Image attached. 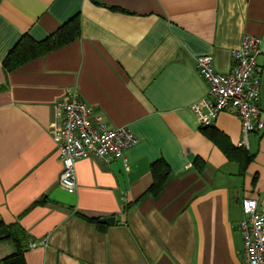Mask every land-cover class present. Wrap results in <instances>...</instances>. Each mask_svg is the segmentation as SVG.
I'll return each mask as SVG.
<instances>
[{
  "label": "crops",
  "instance_id": "0c3cea01",
  "mask_svg": "<svg viewBox=\"0 0 264 264\" xmlns=\"http://www.w3.org/2000/svg\"><path fill=\"white\" fill-rule=\"evenodd\" d=\"M75 15L78 37L4 70L24 33L42 40ZM244 33L264 51V0H0V220L25 230L26 264H245L240 202L264 205V131L240 147L233 109L201 126L191 108L207 94L196 57L211 55L226 73ZM73 88L137 141L124 151L127 168L78 159L68 193L53 103ZM230 148L252 155L243 172ZM160 159L169 173L153 195ZM106 216L114 223L98 221ZM13 251L0 240V264Z\"/></svg>",
  "mask_w": 264,
  "mask_h": 264
},
{
  "label": "built area",
  "instance_id": "2783aa9c",
  "mask_svg": "<svg viewBox=\"0 0 264 264\" xmlns=\"http://www.w3.org/2000/svg\"><path fill=\"white\" fill-rule=\"evenodd\" d=\"M232 66L217 72L212 57H196V68L207 84V94L191 106L201 126H209L223 110L233 109L241 122L243 139L253 131H264V106L260 104L264 80V51L261 38L244 33L231 51ZM54 138L61 164L60 186L68 193L77 189L76 161L94 155L105 162L121 160L128 167L124 151L136 143L127 126L111 127L103 114L86 102L77 88L68 90L53 103ZM242 217L238 227L242 236L245 264H264V205L253 196L240 202ZM36 243L29 246L34 247Z\"/></svg>",
  "mask_w": 264,
  "mask_h": 264
},
{
  "label": "trees",
  "instance_id": "16d2710c",
  "mask_svg": "<svg viewBox=\"0 0 264 264\" xmlns=\"http://www.w3.org/2000/svg\"><path fill=\"white\" fill-rule=\"evenodd\" d=\"M79 32V18L75 15L64 22L54 33L42 40H36L28 33H24L3 59L2 66L5 71H11L30 59L72 41L79 36ZM209 133L215 135L216 131L211 130ZM225 152L228 156H232L235 152L239 154V172H243L252 159V155L243 148H239L238 151L236 148H230ZM194 163L198 169H201L202 162L199 159H195ZM168 173L169 166L163 159L153 162L151 164L152 181L148 187V192L153 195L157 194L162 188ZM0 240H9L14 246V251L2 258L3 264H26V232L22 226L17 223L5 224L0 220Z\"/></svg>",
  "mask_w": 264,
  "mask_h": 264
},
{
  "label": "water",
  "instance_id": "95a60500",
  "mask_svg": "<svg viewBox=\"0 0 264 264\" xmlns=\"http://www.w3.org/2000/svg\"><path fill=\"white\" fill-rule=\"evenodd\" d=\"M99 221L106 224H112L114 223V216L101 217L99 218Z\"/></svg>",
  "mask_w": 264,
  "mask_h": 264
}]
</instances>
